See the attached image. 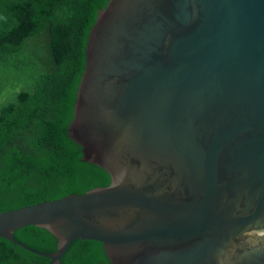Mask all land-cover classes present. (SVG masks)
Here are the masks:
<instances>
[{
  "label": "water",
  "instance_id": "95a60500",
  "mask_svg": "<svg viewBox=\"0 0 264 264\" xmlns=\"http://www.w3.org/2000/svg\"><path fill=\"white\" fill-rule=\"evenodd\" d=\"M68 133L110 184L0 211L1 237L54 264L78 238L109 264H215L264 215V0H109ZM29 225L57 250L18 241Z\"/></svg>",
  "mask_w": 264,
  "mask_h": 264
},
{
  "label": "trees",
  "instance_id": "16d2710c",
  "mask_svg": "<svg viewBox=\"0 0 264 264\" xmlns=\"http://www.w3.org/2000/svg\"><path fill=\"white\" fill-rule=\"evenodd\" d=\"M108 2L0 0V211L110 184L68 133L89 34ZM14 235L35 250L58 248L43 227ZM109 263L102 242L78 238L60 264ZM0 264L54 263L0 236Z\"/></svg>",
  "mask_w": 264,
  "mask_h": 264
},
{
  "label": "clouds",
  "instance_id": "9594fccd",
  "mask_svg": "<svg viewBox=\"0 0 264 264\" xmlns=\"http://www.w3.org/2000/svg\"><path fill=\"white\" fill-rule=\"evenodd\" d=\"M264 255V215L235 230L215 249V264H239Z\"/></svg>",
  "mask_w": 264,
  "mask_h": 264
}]
</instances>
